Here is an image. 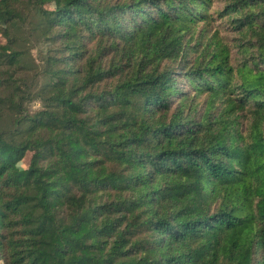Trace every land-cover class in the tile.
<instances>
[{
	"label": "trees",
	"instance_id": "obj_1",
	"mask_svg": "<svg viewBox=\"0 0 264 264\" xmlns=\"http://www.w3.org/2000/svg\"><path fill=\"white\" fill-rule=\"evenodd\" d=\"M211 5L0 0V264H264V0Z\"/></svg>",
	"mask_w": 264,
	"mask_h": 264
},
{
	"label": "rangeland",
	"instance_id": "obj_2",
	"mask_svg": "<svg viewBox=\"0 0 264 264\" xmlns=\"http://www.w3.org/2000/svg\"><path fill=\"white\" fill-rule=\"evenodd\" d=\"M227 0H212V9L211 12L216 11L217 9L222 8V6L225 4ZM34 21V15L28 16L27 17V23L24 26V30L21 32L17 33V37L21 39L20 42V47L21 50H23L26 54V63L27 65L31 66V60L34 61V63L38 66L41 65V61L51 48L49 45H51L49 42H45L43 38L39 36V34H32L31 28V23ZM216 24H219L218 21ZM224 27V24H223ZM214 30H219V37L222 38V42L225 43L228 48L231 51L232 58H237L238 53L237 52V46H238V41H237V36L233 34L232 31L230 30H222V27H216L213 25L212 31ZM26 31V32H25ZM210 33V34H211ZM41 107V104L38 100L28 102L27 103V108L29 111L34 112L38 110ZM29 160V155L26 156V158L19 163L18 167L19 168H25L27 166Z\"/></svg>",
	"mask_w": 264,
	"mask_h": 264
}]
</instances>
